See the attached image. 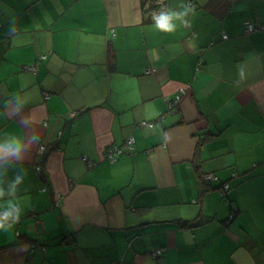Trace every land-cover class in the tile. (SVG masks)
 Here are the masks:
<instances>
[{"label": "crops", "instance_id": "1", "mask_svg": "<svg viewBox=\"0 0 264 264\" xmlns=\"http://www.w3.org/2000/svg\"><path fill=\"white\" fill-rule=\"evenodd\" d=\"M141 1L0 0V264H264V0Z\"/></svg>", "mask_w": 264, "mask_h": 264}, {"label": "built area", "instance_id": "2", "mask_svg": "<svg viewBox=\"0 0 264 264\" xmlns=\"http://www.w3.org/2000/svg\"><path fill=\"white\" fill-rule=\"evenodd\" d=\"M163 1L164 0H158L156 2L157 6L154 8V9H151V10H148L146 9V13L148 14V18L149 19H153V16H156V17H159L161 14H164L165 10H164V6H163ZM188 5H192V3H188ZM145 8L147 7V4H145L144 6ZM258 29H262L264 30V25H255L254 23H251V22H247L245 24V27H244V32L246 34H251L255 31H257ZM110 36H113V33L111 32L110 33ZM223 38L226 39V35H223ZM41 60H45L46 59V55H42L39 57ZM27 70L33 72L34 71V67H26ZM154 72V69H149V70H146L145 73L146 74H150ZM185 93L184 89H180L177 93V95L174 97V98H169L168 99V106H169V109L172 110V109H176L177 107V104H178V101L179 99L181 98L182 94ZM154 122H143L142 125H146V126H151L153 125ZM58 134H61V132H59ZM134 148V138L133 137H128L124 143L120 146H117V145H111V146H108L105 150H104V153H103V157L105 160H107L109 163H115L116 160L123 154H126V153H130ZM46 149V146L42 145L39 147L38 149V155H42L44 153ZM83 160L85 161L86 165L89 167V168H92L94 165H96V162H91L89 161L85 156L83 157ZM36 171L39 172L41 170V167L40 166H36L35 167ZM217 177L214 176L212 173H207V174H204L203 175V179L202 181L204 182H211V181H216ZM229 189V186L227 184H222L221 185V189H220V192L224 195L225 192ZM55 206L58 207L59 206V201L56 200L55 202ZM233 216V215H232ZM16 236H18L19 234L16 232L15 233ZM34 247H32L33 249ZM45 248L42 247V251H44ZM162 255L161 251L160 250H157L155 252L152 253V257L153 258H158Z\"/></svg>", "mask_w": 264, "mask_h": 264}, {"label": "clouds", "instance_id": "3", "mask_svg": "<svg viewBox=\"0 0 264 264\" xmlns=\"http://www.w3.org/2000/svg\"><path fill=\"white\" fill-rule=\"evenodd\" d=\"M179 15L181 16H187L189 15V11L185 10L181 12ZM177 18L175 14H161L159 17L153 16V19L155 20V27L158 31L163 32H171L173 31V25L171 24V21L173 19ZM36 136L30 137L31 141L36 140ZM22 147V142L19 139H14L13 142L8 145V149L11 152H19Z\"/></svg>", "mask_w": 264, "mask_h": 264}, {"label": "trees", "instance_id": "4", "mask_svg": "<svg viewBox=\"0 0 264 264\" xmlns=\"http://www.w3.org/2000/svg\"><path fill=\"white\" fill-rule=\"evenodd\" d=\"M157 1L158 0H142L141 1L142 2V7H144L145 4H147V7L146 8L144 7L145 10L146 9H148V10L154 9L157 6V4H156ZM47 151H48V147H46V149H45L44 153L42 154V156H44Z\"/></svg>", "mask_w": 264, "mask_h": 264}, {"label": "bare ground", "instance_id": "5", "mask_svg": "<svg viewBox=\"0 0 264 264\" xmlns=\"http://www.w3.org/2000/svg\"><path fill=\"white\" fill-rule=\"evenodd\" d=\"M214 176L217 177L216 181H219V177L215 174V173H212ZM234 174V173H233ZM204 175V174H203ZM203 175L201 176V178L203 179ZM224 184V183H223Z\"/></svg>", "mask_w": 264, "mask_h": 264}]
</instances>
